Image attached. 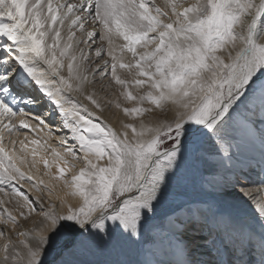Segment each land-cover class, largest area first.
<instances>
[{"label":"snow or ice","instance_id":"6c2138e0","mask_svg":"<svg viewBox=\"0 0 264 264\" xmlns=\"http://www.w3.org/2000/svg\"><path fill=\"white\" fill-rule=\"evenodd\" d=\"M0 264H264V0H0Z\"/></svg>","mask_w":264,"mask_h":264},{"label":"bare ground","instance_id":"6f19581e","mask_svg":"<svg viewBox=\"0 0 264 264\" xmlns=\"http://www.w3.org/2000/svg\"><path fill=\"white\" fill-rule=\"evenodd\" d=\"M43 111H44V109H43ZM48 116H49V118L51 119H56L57 120V122L59 123L60 122V116H59V114L58 113H53L52 111H51V109H49L48 111H44ZM34 114H39V112L38 113H34ZM104 116H105V118L110 122V123H112L113 124V126H116V127H118L119 125H118V120L120 119V118H122V113H120L118 110H116V109H111V110H109V111H106L105 113H104ZM56 127L55 126H53V129H55ZM28 132H29V136H31V137H34V138H36V137H43L44 136V132H42V131H40V130H37V134H35V133H32L30 130H27ZM60 132H63L64 133V135L66 134V130L65 131H56L55 132V135L56 136H62V134L60 133ZM5 137H6V140H7V133H5ZM43 142V141H42ZM49 143H53V144H55L54 143V141H49ZM55 146V145H54ZM53 170L55 171V167L53 168ZM193 194H196L195 192H193Z\"/></svg>","mask_w":264,"mask_h":264},{"label":"rangeland","instance_id":"374dc122","mask_svg":"<svg viewBox=\"0 0 264 264\" xmlns=\"http://www.w3.org/2000/svg\"><path fill=\"white\" fill-rule=\"evenodd\" d=\"M158 2H162V0H158ZM49 110V108H45L44 109V111H48ZM38 113V112H37ZM53 120H55L56 121V123H52V121ZM46 123H48V124H51V126H52V128H53V126H55L56 127V124H58V122H57V120L56 119H47L46 121H45ZM62 135H64V133L63 132H60ZM35 134H37V133H35ZM70 143H71V141H70ZM55 145V144H54ZM56 146V145H55Z\"/></svg>","mask_w":264,"mask_h":264}]
</instances>
